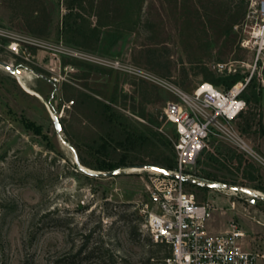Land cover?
Returning <instances> with one entry per match:
<instances>
[{
  "label": "rangeland",
  "instance_id": "1",
  "mask_svg": "<svg viewBox=\"0 0 264 264\" xmlns=\"http://www.w3.org/2000/svg\"><path fill=\"white\" fill-rule=\"evenodd\" d=\"M255 1L0 0V27L38 42L28 46L32 62L4 57L28 73L25 85L0 65V264L156 263L166 247L151 239L140 211L155 172L131 168L175 165L177 134L164 109L177 91L221 76L216 62L246 73L254 54L241 45V23ZM260 71L230 124L237 141L212 136L187 170L203 184L185 182L212 212L227 214L222 224L233 219L257 240L264 65ZM113 169L119 173L90 172Z\"/></svg>",
  "mask_w": 264,
  "mask_h": 264
},
{
  "label": "built area",
  "instance_id": "2",
  "mask_svg": "<svg viewBox=\"0 0 264 264\" xmlns=\"http://www.w3.org/2000/svg\"><path fill=\"white\" fill-rule=\"evenodd\" d=\"M241 45L253 52L252 63L246 73L225 88L211 81L199 83L191 92L177 91V100L167 103L164 115L175 125V166L169 169L178 175L172 177L154 169L147 198L141 203L143 225L151 239L166 247L155 264H264V239L258 247L244 248L241 239L245 231L231 219L228 229L212 233L206 227L211 217L209 201L197 199L185 188L181 176L194 165L212 136L235 140L230 124L247 107L246 89L264 65V0L250 5L241 23ZM38 43L27 34H18L0 27V65L12 54L23 62H32L28 46ZM236 62H216L213 71L219 75L234 74ZM264 85V78H261ZM237 141V139H236ZM250 153L254 151L242 140L238 142ZM234 190V189H233ZM236 191V190H234Z\"/></svg>",
  "mask_w": 264,
  "mask_h": 264
},
{
  "label": "crops",
  "instance_id": "3",
  "mask_svg": "<svg viewBox=\"0 0 264 264\" xmlns=\"http://www.w3.org/2000/svg\"><path fill=\"white\" fill-rule=\"evenodd\" d=\"M261 126V134L257 140V152L258 154L264 158V132H262V129H264V109H263V117H262V123H260ZM227 215L226 213L222 211H218L215 209L214 212L211 213V217L206 222V227L209 232L212 233H218L223 232L228 229V224L224 225L223 222V216ZM245 231V230H244ZM241 244L244 248L252 249L254 247H258L257 243L261 242V240H257L254 237L247 238V234L241 239Z\"/></svg>",
  "mask_w": 264,
  "mask_h": 264
},
{
  "label": "trees",
  "instance_id": "4",
  "mask_svg": "<svg viewBox=\"0 0 264 264\" xmlns=\"http://www.w3.org/2000/svg\"><path fill=\"white\" fill-rule=\"evenodd\" d=\"M67 8H68V11L63 15V22L64 23H66L67 18H69V16H71L72 12H73V6L71 4H68ZM237 77H239V76H237L236 74H228L226 76L221 75V76L217 77L216 79L212 80V82L218 86L223 85L222 87L227 88L240 78V77L239 78H237ZM21 120H22L25 127L32 129L36 133L41 132L39 125L35 124L33 121L29 120L26 117H22ZM262 132H264V129H262ZM112 165L113 164H110V163L107 165H101L97 169L106 170V169H108V167L110 168ZM115 165H117V164H115ZM127 166H129V165H126V164L123 165V167H127ZM174 166L175 165L171 161H169L165 165V167H167L168 169H173ZM82 250L83 249H80L79 253H81Z\"/></svg>",
  "mask_w": 264,
  "mask_h": 264
},
{
  "label": "water",
  "instance_id": "5",
  "mask_svg": "<svg viewBox=\"0 0 264 264\" xmlns=\"http://www.w3.org/2000/svg\"><path fill=\"white\" fill-rule=\"evenodd\" d=\"M2 65L4 67H6L9 71H11L12 73H16L20 71V68L18 67H12L10 64L6 63V62H2ZM54 125L56 127V129L60 128V123H59V119L57 117H54ZM144 168H153L156 170L161 171L162 173L172 176V177H178V175H176L175 173L171 172L167 167L165 166H160V165H155V164H147L143 166ZM91 173H96L99 175H110L113 176L117 173H119L118 169H113L111 171H98V172H94V171H90ZM182 180H184L185 182H196L199 184H203L201 180H197V179H192L191 177L188 176H181ZM225 187L230 188V189H234V190H246L243 187H238V186H234V185H225Z\"/></svg>",
  "mask_w": 264,
  "mask_h": 264
},
{
  "label": "bare ground",
  "instance_id": "6",
  "mask_svg": "<svg viewBox=\"0 0 264 264\" xmlns=\"http://www.w3.org/2000/svg\"><path fill=\"white\" fill-rule=\"evenodd\" d=\"M15 77L18 78V80L23 84L25 85L26 82H25V77L28 75L27 72H23V71H19V72H16L14 73ZM132 171H142V170H147V171H154L153 168H137V167H133L131 168Z\"/></svg>",
  "mask_w": 264,
  "mask_h": 264
}]
</instances>
